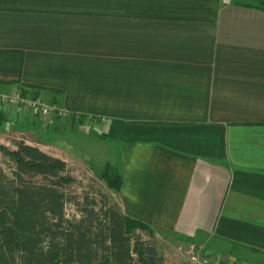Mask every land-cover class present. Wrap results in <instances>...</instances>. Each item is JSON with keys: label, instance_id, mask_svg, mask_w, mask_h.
<instances>
[{"label": "crops", "instance_id": "crops-1", "mask_svg": "<svg viewBox=\"0 0 264 264\" xmlns=\"http://www.w3.org/2000/svg\"><path fill=\"white\" fill-rule=\"evenodd\" d=\"M257 3L0 0V93L40 96L66 114L40 121L0 105V131L42 142L57 121L98 127L105 154L117 157L122 182L111 193L124 215L206 239L212 252L236 245L264 255ZM59 145L67 164L81 156Z\"/></svg>", "mask_w": 264, "mask_h": 264}, {"label": "trees", "instance_id": "trees-1", "mask_svg": "<svg viewBox=\"0 0 264 264\" xmlns=\"http://www.w3.org/2000/svg\"><path fill=\"white\" fill-rule=\"evenodd\" d=\"M257 5L264 10V0ZM13 144L0 145V264H162L155 227L124 215L105 194L73 195L65 160L23 140ZM101 178L119 190L121 174L109 161Z\"/></svg>", "mask_w": 264, "mask_h": 264}, {"label": "rangeland", "instance_id": "rangeland-1", "mask_svg": "<svg viewBox=\"0 0 264 264\" xmlns=\"http://www.w3.org/2000/svg\"><path fill=\"white\" fill-rule=\"evenodd\" d=\"M36 116L40 119L37 114ZM57 122L56 127L51 129L54 135L41 136L42 142L34 137L33 132L21 131V128L13 133L7 130L0 131V145L14 149L13 142L23 140L56 157L64 155V152L68 153L66 147L59 145L60 142L71 145L69 152L71 156L77 155L78 152L81 154L80 158L77 157L76 161L68 164L70 175L75 179V182L68 188L71 193L79 196L84 192L105 194L115 203L112 199V188L101 178V174L106 160L112 161L115 169L117 157L113 151L111 155L105 154L103 138L98 134L100 129L90 127L85 123L71 125L68 120L64 124L58 123L60 126ZM66 210L70 213L74 211V208L67 206ZM134 234L141 239H149V236L140 230H136ZM154 237V246L162 258V264H264L263 254L260 255L252 249H247L246 252L236 245L228 248L220 247V251L216 253L210 250L211 243L206 239H186L159 230L155 232Z\"/></svg>", "mask_w": 264, "mask_h": 264}, {"label": "built area", "instance_id": "built-area-1", "mask_svg": "<svg viewBox=\"0 0 264 264\" xmlns=\"http://www.w3.org/2000/svg\"><path fill=\"white\" fill-rule=\"evenodd\" d=\"M0 105L31 110L39 116L41 121H47L52 116H65V111L53 104H45L40 96H26L21 92L0 93Z\"/></svg>", "mask_w": 264, "mask_h": 264}]
</instances>
